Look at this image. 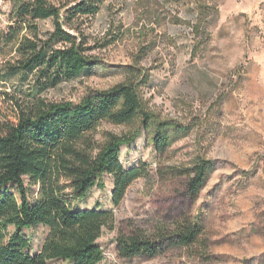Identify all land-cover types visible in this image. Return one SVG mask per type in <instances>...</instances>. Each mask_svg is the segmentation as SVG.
<instances>
[{
    "label": "rangeland",
    "instance_id": "obj_1",
    "mask_svg": "<svg viewBox=\"0 0 264 264\" xmlns=\"http://www.w3.org/2000/svg\"><path fill=\"white\" fill-rule=\"evenodd\" d=\"M21 0H0V40L13 23ZM69 7L79 0H51ZM210 14L209 35H198L199 5ZM66 22V19L64 20ZM38 37L48 40L53 19L39 20ZM67 31L85 40L94 68L39 94L50 102H79L92 89L133 80L144 108L160 122H171V144L160 155L141 120L132 125L104 122L95 133L136 134L121 147L126 168L144 164L117 207L112 202L113 175L104 174L75 209L113 210L114 223L98 242L99 264H264V0H105L95 15L77 16ZM23 34L33 37L28 31ZM53 47H64L59 41ZM13 44L0 46V126L15 121L18 103L36 91V71L13 72L18 65ZM209 159L213 168L196 199L171 168L192 167ZM168 171V172H167ZM29 185V181L26 180ZM30 186L35 197L38 186ZM191 213L204 225L200 242L190 249L169 248L155 258H122L117 238L141 230L153 235ZM31 253L39 252L47 228L25 229ZM49 264H74L55 259Z\"/></svg>",
    "mask_w": 264,
    "mask_h": 264
},
{
    "label": "trees",
    "instance_id": "obj_2",
    "mask_svg": "<svg viewBox=\"0 0 264 264\" xmlns=\"http://www.w3.org/2000/svg\"><path fill=\"white\" fill-rule=\"evenodd\" d=\"M105 0H79L63 16V6L51 0H21L11 16L13 23L1 43L13 44L18 65L11 71H36V91L26 104L18 103L15 121L0 126V264H49L70 260L74 264H99L104 251L98 240L104 228L114 223L113 210L75 209L74 201L84 198L104 174L113 175L112 202L119 206L131 184L147 173L139 164L126 168L121 147L136 134L105 132L95 135L104 122L132 125L141 120L147 132L155 127L153 143L163 155L171 144V122H160L143 105L136 81L119 82L109 88L92 89L79 102H50L39 97L44 90L78 77L94 68L85 40L67 31L77 16L95 15ZM198 35H209L208 16L219 11L208 2L199 5ZM53 19L50 39L38 37V21ZM66 19V22L64 20ZM28 30L33 37L23 34ZM64 47L55 48L53 42ZM213 168L209 159L192 167L171 168L165 177L183 178L188 195L196 199ZM168 172V171H167ZM38 186L31 196L30 186ZM44 226L48 232L41 250L31 253V239L25 229ZM204 225L191 213L182 214L172 225L153 235L141 230L117 238L119 255L132 259L155 258L169 248L190 249L197 245Z\"/></svg>",
    "mask_w": 264,
    "mask_h": 264
}]
</instances>
